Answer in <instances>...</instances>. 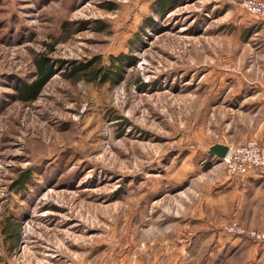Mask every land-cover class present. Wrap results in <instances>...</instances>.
Here are the masks:
<instances>
[{
    "label": "rangeland",
    "instance_id": "374dc122",
    "mask_svg": "<svg viewBox=\"0 0 264 264\" xmlns=\"http://www.w3.org/2000/svg\"><path fill=\"white\" fill-rule=\"evenodd\" d=\"M242 1L0 0V264H259L227 228L264 229L207 152L264 123V21ZM92 62L117 76H72Z\"/></svg>",
    "mask_w": 264,
    "mask_h": 264
},
{
    "label": "built area",
    "instance_id": "2783aa9c",
    "mask_svg": "<svg viewBox=\"0 0 264 264\" xmlns=\"http://www.w3.org/2000/svg\"><path fill=\"white\" fill-rule=\"evenodd\" d=\"M240 8L247 14L264 19V0H243ZM227 176L241 181L253 173L264 174V144L252 139L239 147H230L229 154L224 159ZM246 234L259 245H264V231L252 230L245 232L236 224L227 228L229 233Z\"/></svg>",
    "mask_w": 264,
    "mask_h": 264
},
{
    "label": "crops",
    "instance_id": "0c3cea01",
    "mask_svg": "<svg viewBox=\"0 0 264 264\" xmlns=\"http://www.w3.org/2000/svg\"><path fill=\"white\" fill-rule=\"evenodd\" d=\"M249 16L264 21V19ZM261 130L254 139L264 144V123ZM233 187L237 192V209L241 210L242 214H247L243 219L250 224V227L264 229V174L260 172L253 173L247 178L236 182ZM254 248L258 252L256 257L259 264H264V246L260 247L256 244Z\"/></svg>",
    "mask_w": 264,
    "mask_h": 264
},
{
    "label": "trees",
    "instance_id": "16d2710c",
    "mask_svg": "<svg viewBox=\"0 0 264 264\" xmlns=\"http://www.w3.org/2000/svg\"><path fill=\"white\" fill-rule=\"evenodd\" d=\"M95 63H97V65ZM92 65H96V67H93ZM37 67V78L29 84L22 83L17 88L18 97L22 103H33L37 101L48 82L49 74L52 69L50 61L44 57L39 58L37 59ZM80 71L83 72L82 78L87 82L100 81L105 83L113 79L114 76H117V73L102 66L101 62H92L90 65L83 66L81 70L75 68L71 74L75 77L78 76ZM13 238H16V235Z\"/></svg>",
    "mask_w": 264,
    "mask_h": 264
},
{
    "label": "water",
    "instance_id": "95a60500",
    "mask_svg": "<svg viewBox=\"0 0 264 264\" xmlns=\"http://www.w3.org/2000/svg\"><path fill=\"white\" fill-rule=\"evenodd\" d=\"M229 151H230L229 146L220 145V144H214L207 150L209 154L216 156L221 162H223L224 159L227 157V155L229 154Z\"/></svg>",
    "mask_w": 264,
    "mask_h": 264
}]
</instances>
